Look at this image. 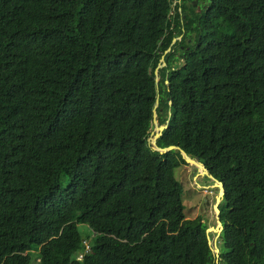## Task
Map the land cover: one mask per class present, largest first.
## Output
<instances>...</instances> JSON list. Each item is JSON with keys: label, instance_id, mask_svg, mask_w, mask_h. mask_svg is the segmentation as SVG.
<instances>
[{"label": "trees", "instance_id": "1", "mask_svg": "<svg viewBox=\"0 0 264 264\" xmlns=\"http://www.w3.org/2000/svg\"><path fill=\"white\" fill-rule=\"evenodd\" d=\"M156 95L222 182L217 258ZM215 262L264 264V0H0V264Z\"/></svg>", "mask_w": 264, "mask_h": 264}, {"label": "rangeland", "instance_id": "2", "mask_svg": "<svg viewBox=\"0 0 264 264\" xmlns=\"http://www.w3.org/2000/svg\"><path fill=\"white\" fill-rule=\"evenodd\" d=\"M197 8V7H196ZM179 36H176L178 38ZM178 55V50H174L173 58ZM163 59V58H162ZM182 58L178 55L176 59L171 60L173 62L181 63ZM153 126L149 131V136L152 134ZM173 174L175 178L181 184V201L183 205V214L185 219H192L199 221L204 226L214 225L215 219L213 217L215 211H211V205L215 200L217 195V187L212 185V180L201 173L193 164L191 163H180L179 165L173 167ZM207 199L208 204L205 203ZM195 221V222H196ZM79 230L82 233H89L88 228L83 223L77 224ZM208 237L210 239V246H213V241L215 239V244L218 246V252L221 248L219 235L215 237V232L208 229Z\"/></svg>", "mask_w": 264, "mask_h": 264}, {"label": "water", "instance_id": "3", "mask_svg": "<svg viewBox=\"0 0 264 264\" xmlns=\"http://www.w3.org/2000/svg\"><path fill=\"white\" fill-rule=\"evenodd\" d=\"M175 38H172V41ZM168 49V47L165 49V51ZM162 55L160 57V62L157 63L156 67L154 68V80L156 81L158 76H157V67L161 66L164 64V60L162 59ZM157 105V95L155 96L153 105H152V118H151V123L153 126V130H152V134L148 137V140L150 142V145L154 148L157 149L160 152L169 150V149H178L181 157L183 158V160L186 163H191L193 164L199 171L201 170L202 174H205L206 176H208L211 180H212V185L217 187V195L215 196V200L212 204L213 206V210L215 211V216H216V220H215V224L214 225H208L205 226L204 228V232L207 238V243L210 244V239L208 237V229L213 230L215 232V237L219 235V232L222 228V224L221 221L218 218V208H217V204L218 202H223L222 200V195H223V186H222V182L217 180L215 177H213L206 169V167L203 165V163L197 158V157H193L190 156L189 154H187L182 148H180L178 145L176 144H168L165 146H157L155 143V139L156 137L160 134L162 128L165 126V122L163 123H158L156 120V113H155V107ZM210 246V245H209ZM210 249H213V254L215 256V258H217L218 256V246L215 244V239L213 241V246H210ZM214 264H217L216 262Z\"/></svg>", "mask_w": 264, "mask_h": 264}, {"label": "clouds", "instance_id": "4", "mask_svg": "<svg viewBox=\"0 0 264 264\" xmlns=\"http://www.w3.org/2000/svg\"><path fill=\"white\" fill-rule=\"evenodd\" d=\"M82 240H85V241L87 242L88 249H87V250H85V251H78V252H76V253H75V256H76V258H81V257H82V255H83V253H84V252H87V251L89 250V243H88V238H85V237H83V238L81 239V244L83 245V242H82ZM78 253H81L80 257H78V256H77V255H78Z\"/></svg>", "mask_w": 264, "mask_h": 264}, {"label": "flooded vegetation", "instance_id": "5", "mask_svg": "<svg viewBox=\"0 0 264 264\" xmlns=\"http://www.w3.org/2000/svg\"><path fill=\"white\" fill-rule=\"evenodd\" d=\"M192 1L195 2V0H192ZM204 200H205V203L208 204L207 199H204ZM218 203H221V202H218ZM212 204H213V203H212ZM217 205H218V204H217ZM210 207H211V211H214V210H213V206L211 205ZM215 215H216V214L214 213L213 217H214V219L216 220V216H215ZM217 215H218V213H217Z\"/></svg>", "mask_w": 264, "mask_h": 264}, {"label": "built area", "instance_id": "6", "mask_svg": "<svg viewBox=\"0 0 264 264\" xmlns=\"http://www.w3.org/2000/svg\"><path fill=\"white\" fill-rule=\"evenodd\" d=\"M83 242V246H84V250H87L88 249V245H87V242L85 240H82ZM81 253H78V257H80Z\"/></svg>", "mask_w": 264, "mask_h": 264}, {"label": "bare ground", "instance_id": "7", "mask_svg": "<svg viewBox=\"0 0 264 264\" xmlns=\"http://www.w3.org/2000/svg\"><path fill=\"white\" fill-rule=\"evenodd\" d=\"M212 251H213V249H212Z\"/></svg>", "mask_w": 264, "mask_h": 264}]
</instances>
